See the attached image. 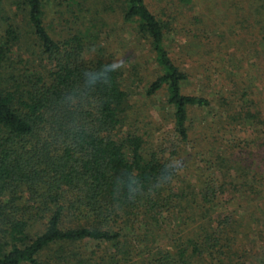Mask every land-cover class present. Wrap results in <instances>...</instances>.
<instances>
[{"label": "trees", "instance_id": "1", "mask_svg": "<svg viewBox=\"0 0 264 264\" xmlns=\"http://www.w3.org/2000/svg\"><path fill=\"white\" fill-rule=\"evenodd\" d=\"M255 1L264 43V0ZM47 3L16 0L25 30L9 24L0 36V264L239 260L233 213L217 212L229 204L221 202L226 193L253 188L242 162L218 153L200 183L188 178L187 163L174 164L189 143L191 112L210 102L182 92L188 76L167 49L168 23L145 0H114L158 70L145 97L164 91L173 108L176 138L166 157L129 128V84L96 25L56 39ZM87 243L90 255L82 253Z\"/></svg>", "mask_w": 264, "mask_h": 264}, {"label": "rangeland", "instance_id": "2", "mask_svg": "<svg viewBox=\"0 0 264 264\" xmlns=\"http://www.w3.org/2000/svg\"><path fill=\"white\" fill-rule=\"evenodd\" d=\"M15 2L0 0V36L9 24L25 30ZM145 2L158 19L168 23L167 49L188 76L182 92L210 102L207 108L191 112L189 143L180 147V159L174 164L187 163L190 176L186 177L197 176L200 183L212 175L208 162L218 153L226 160L232 158L243 163L240 165L248 171L247 181L253 188L245 193L240 190L235 198L226 193L221 202L229 201V204L217 213L223 217L233 213L239 245L233 251L241 258H234L231 263L263 264L264 43L259 31L263 15L256 11L259 3L255 0ZM47 5L45 21L47 26L52 25L49 32L56 39L69 31L96 25L92 32L98 35V43L122 69L129 84L132 103L129 128L143 135L150 150H165L167 157L170 142L176 138L173 108L165 104L164 91L152 98L145 97V90L157 77L158 70L146 46L136 41L132 26L122 22L114 0H48ZM62 18L69 21L68 25L60 21ZM92 248L87 243L82 253L90 255Z\"/></svg>", "mask_w": 264, "mask_h": 264}]
</instances>
